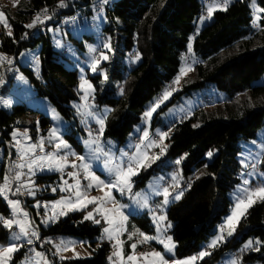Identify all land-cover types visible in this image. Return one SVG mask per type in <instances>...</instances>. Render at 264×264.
I'll list each match as a JSON object with an SVG mask.
<instances>
[{
  "label": "trees",
  "instance_id": "trees-1",
  "mask_svg": "<svg viewBox=\"0 0 264 264\" xmlns=\"http://www.w3.org/2000/svg\"><path fill=\"white\" fill-rule=\"evenodd\" d=\"M56 2L26 0L21 4L17 18L10 19L13 37L18 43L2 34L0 50L14 57L15 64H19L20 53L40 46V73L36 74L26 66H20V69L35 87L38 97L48 100L64 118L72 120L71 104L79 97V72L77 68L67 66L72 61L56 49L49 29L65 28L64 19L76 17L74 22L71 19L75 25L87 22L95 12L104 13L105 24L100 37L103 40L110 37L114 50L110 53V60L101 65L109 79L103 80V75L90 73L88 79L96 89L97 107L111 108L106 138L121 144L142 125V114L147 105L159 98L179 73L184 63L181 56L187 53L188 39L194 37L193 52L200 61L194 69V77L160 109L153 125L159 122L160 114L168 107L182 97L192 96L195 91L213 87L225 96L218 100L217 109L208 111V104H200L190 118L173 123L166 141L167 149L162 156L163 163L170 167L169 162L187 153L180 166L185 177L193 176L192 186L185 190L181 199L171 204L167 216L172 224L177 257L198 253L230 213L232 202L229 194L241 183V145L256 140L258 131L264 126V32L261 28H253L250 0H236L227 11H216L212 21L199 31V17L206 11L207 0H110L103 10L99 8L98 0H68L69 7L58 9L46 26L25 28L37 10L45 4L52 8ZM257 2L264 7V0ZM68 13L69 16L64 18ZM260 23H264V13ZM25 32L29 35L21 40ZM68 33L74 50L80 54L86 51L88 43L95 41L94 35L84 34V40H79L70 31ZM137 52L142 54L141 59L128 62V58ZM118 85L124 87L123 95H120ZM10 86L11 80L7 77L2 92ZM242 96L247 99L238 102ZM249 98L253 99L254 105L249 103ZM33 115L40 117L42 133L47 135L52 126L49 117L22 104L15 105L11 112L0 109L2 144L10 140L13 129L27 126L26 118ZM196 124L199 127H193ZM65 138L80 153L83 152V145L73 134H67ZM209 151L213 152L211 157L207 155ZM259 168L264 171V165ZM159 169H150L139 185L144 186L145 181ZM2 172L0 169L3 179ZM38 179L39 182L55 183L59 175H42ZM0 210L9 214L2 201ZM83 216V213H73L61 219L43 229L42 237L67 235L89 238L95 245L101 227L83 220ZM135 220L146 233L154 232L148 217ZM0 231L4 232V229ZM5 236L0 240L4 242ZM250 238L264 240V202L253 205L240 221L235 236L199 264H216L228 252L242 256L244 264H264V246L259 251L246 250L239 254ZM110 252V243L104 242L93 258L71 264H108Z\"/></svg>",
  "mask_w": 264,
  "mask_h": 264
},
{
  "label": "snow or ice",
  "instance_id": "snow-or-ice-1",
  "mask_svg": "<svg viewBox=\"0 0 264 264\" xmlns=\"http://www.w3.org/2000/svg\"><path fill=\"white\" fill-rule=\"evenodd\" d=\"M100 10L109 3V0H98ZM232 0H209L206 4V15L202 14L199 17L201 23L205 20H210L213 14L217 10L227 11ZM69 7L68 0H57L54 7L49 8L47 4L39 10H37L29 23L25 25L27 29H36L40 26H46V22L51 21L57 14L58 9H65ZM250 7L255 9L252 13V25L253 27H260L264 32V23H260L262 17L260 13H264V7L257 5V0H250ZM74 22L76 17L71 18ZM99 19L97 15L92 17V21L95 22ZM119 22V18H117ZM0 24L3 25L6 32L5 34L13 38V32L11 25L5 19V13L0 11ZM58 30V29H49ZM199 31V29H197ZM29 33L25 32L21 35L20 39L27 38ZM193 39L189 37L187 44V53L182 54L181 60L184 61L185 57L191 54L194 57L193 52ZM59 46V41L57 42ZM102 47L103 50H100ZM88 54L90 59L86 61L89 64L90 70L93 73L100 72L103 75V80H108L107 71H105L101 65L102 62L110 60V53L114 50L110 41V37L101 41L100 45H87ZM24 56L25 53H20ZM141 53L137 52L132 57L133 61H139L141 59ZM37 63L38 58L34 57ZM195 63V60H193ZM0 68H5L7 71H12L15 68V58L9 56L5 52H0ZM192 65H181L179 73L174 77L172 84L176 87L165 89L163 96L157 98L154 103L142 114V120L150 122L153 113L156 109L167 100L172 92L177 91L182 77H184L189 71H192ZM18 71V70H17ZM84 69L81 68V72ZM18 80H23V75L16 77ZM5 76L3 72H0V86L5 84ZM103 83V81H102ZM120 95L124 94V87L118 85ZM79 88L83 90L81 95L82 104H74L77 113L81 116V122H85L87 119L95 120L98 128L95 131L89 130V139L85 141L88 147V155L77 153L73 151L72 146L68 140L64 138V134L57 126H53L49 129V136L47 144L52 145L51 151H46L45 138L41 137L39 143H24L25 140H31V137L27 135L28 130L25 129L22 133L19 128H15L11 132L12 140L8 143L16 149V160H11L12 152L9 151L10 166L7 167L3 175V182L0 183V198L6 201L7 206L11 209L8 216L0 213V225L6 231V242L0 243V264H9L13 255L18 252L25 243L28 245L34 244L35 240L40 239L39 227L34 226L35 221L31 218L30 213L22 207V201L19 198H10V193L14 196H36L35 189L38 187L35 182L36 171L40 170H54L64 173L66 169L67 176L74 179V183H69L68 180H64L61 191L71 190L74 193V199L72 195L62 196L59 200L41 202L37 200L34 207L38 210L36 215H40L39 209L43 207L44 216L41 218V223L47 226L49 223H56L61 216H67L70 212L82 211L88 208V205H92L91 210H87L83 216V220H90L96 225H101V234L96 238L97 248L101 247L103 242L107 240L112 243L113 251L107 257L109 264H196L200 259L209 256L210 249L217 247L221 243H226L229 237H232L236 231L237 225L241 218L246 217L247 211L254 204L264 202V171H258V164L264 165V142L259 145L260 151L255 155L249 154L256 163L246 164L245 159L240 160V164L243 167H250L252 171L240 173L241 183L237 184L236 191L233 193L234 203L231 208V212L224 218V222L219 226L217 234L211 239L207 247L199 251V253L186 256L184 258H175L169 256V253H174L176 247L173 237L167 235V229L172 225L167 221V215L165 206L169 204L170 199L173 197V191H175V200L181 199L184 194V188L177 182V176L179 173H172L173 183L162 188V191L158 187L149 186L151 194L144 190L140 192H133L134 177H137L141 169L146 170L151 167V164L160 158L167 149L163 141L169 136V131H159L158 139L150 138V133L147 127L142 129V135L139 137L138 142L130 144L129 149L134 148L135 151L120 150V155L117 158L112 150V141H108L106 145L103 141L105 129L107 127L108 112L111 109L105 108L103 113L97 112L95 108V86L92 82L81 76V83ZM0 104L4 107H10L12 105L11 99L0 97ZM193 127H199L198 124ZM39 128V122H37V129ZM131 135V134H130ZM13 142H15L13 144ZM256 145V141L251 142ZM159 147V153L151 155L147 149ZM209 157L213 155L212 151L207 153ZM187 156H181L175 160V164L179 166L182 160ZM74 157V159H70ZM93 161L101 162L103 171L107 173L105 178L98 175L93 168ZM207 167V166H205ZM25 169L27 171H25ZM197 178H199L197 176ZM253 178L258 182L254 184ZM87 180L86 185H82L81 181ZM191 182L187 184V188H191ZM13 189L15 191L13 192ZM94 189L101 191L102 195L89 196L88 190ZM53 192L57 191L56 187H52ZM119 192L121 196L127 194L130 204H122L116 199L114 192ZM163 200L160 204L156 205L154 210L150 204V195H161ZM52 207L51 214H49V206ZM111 205V206H109ZM59 208L57 212L55 209ZM147 208L149 214L152 215L153 222L155 224V234H148L135 229L133 232H128V240L132 241L130 247L132 252L125 254L124 240L121 239V235L127 232L126 222L129 217L135 214L139 209ZM125 209H128L126 212ZM103 221V224H102ZM138 237V238H137ZM47 241H51V237L46 238ZM155 241L159 245L163 246V250H157L152 248L151 251L136 252L137 246L148 244ZM76 244L84 245L89 244L84 240H73L59 238V241L54 245L56 252L54 255H59L61 260L70 259L64 255L68 251H72L73 255L79 257L81 254L76 251ZM264 246V240L259 238H250L245 242L240 249L242 254L244 251H259L260 247ZM35 253V257L41 258L43 264H53L52 261L45 257L43 252L36 251L33 247L30 249ZM91 255V253H89ZM142 258V261H141ZM22 264H34L33 257L25 256V260ZM35 264H39L38 261ZM230 264H242V256H237L230 261Z\"/></svg>",
  "mask_w": 264,
  "mask_h": 264
},
{
  "label": "rangeland",
  "instance_id": "rangeland-1",
  "mask_svg": "<svg viewBox=\"0 0 264 264\" xmlns=\"http://www.w3.org/2000/svg\"><path fill=\"white\" fill-rule=\"evenodd\" d=\"M25 1L26 0H0V11L5 13V19L8 21V23L10 25H11L10 19L11 18L12 19L17 18L18 11L21 9L20 6ZM234 1H236V0H232V3ZM208 2H209V0H207V3ZM257 5H258V2H257ZM251 10H252V13L255 11V9H253L252 7H251ZM94 15H97L99 17V19L95 22L92 21V17ZM204 15H206V11L204 12ZM259 15L263 18V13H260ZM68 16H69V13L67 15H65L64 18H66ZM93 16L89 17L87 22L82 21V22H79L78 24H75V25H73V23L71 22V19H64V20H62V22H63L65 28L58 27V28H56L58 30H50L51 35H52V41H53L56 49L58 51H60L61 53L64 52L66 54V58L68 60L70 59V61H72V63H68L67 66L74 67V68L78 69L80 83H81V76H84L86 79H88V73H90L92 75H95V74L102 75V73H100V72L93 73L90 70L89 64L86 63V61H88L90 59V56L88 54L87 45L92 44V45L99 46L101 41L103 40V39H101L100 35L102 33V28L105 24L104 13L99 14V13L95 12L93 14ZM212 19H213V17H212ZM212 19L205 20L203 23H201L199 20L198 29L204 28L205 25H207V23L212 21ZM253 28L255 30L260 29V27H253ZM11 29L13 32L12 25H11ZM50 29H55V28L51 27ZM81 29H83V30H81ZM69 31L72 33V35L74 37H76L79 40H84V37H83L84 34L94 35L95 41L93 43H88L86 45V51L82 52V54H80L77 50H74L72 41L70 40V37L68 35ZM5 32H6L5 28L3 27L2 24H0V46H1V35L5 34ZM58 41H59V46L57 44ZM85 43H86V40H85ZM100 50H103L102 47L100 48ZM40 51H41L40 46L35 48V49L24 50L22 53H25V55L24 56L20 55L18 57L17 61L19 64H15V68L12 71H7L5 68H0V72L4 73L5 81L7 80V77H9V81L11 80V86L7 89L5 88L3 92H2V90L4 88V85L0 86V97L12 100V105L10 107L6 108L2 104H0V109L5 110L7 112H11L15 105L22 104V105H25L26 107H28L29 109H31L33 111H37V112L49 117L51 122H52L51 128L53 126H57L60 129V131L64 134V138H65V135H67V134H73L77 138L79 143H81L83 145V152H81V153L74 146L71 145L73 151L87 156L88 155V147L86 146L85 141L89 139L88 131L89 130L95 131L98 128V125L95 123V120H93V119H87L85 122L82 123L81 122V116L77 113L76 108L73 106L74 104H82L83 103V101L80 98L81 95H83V90H81L78 86V89H77V93L79 95L78 101L73 102L71 104V108L73 109L74 118L72 120H68V119L64 118L59 113V111L48 100L40 98L37 96L35 87L30 83L29 79L23 74V72L20 69V66L21 67L22 66L30 67L36 74H39L40 68H41L40 56H39ZM0 52H2V51L0 50ZM34 57L38 58L39 63L36 62ZM131 60H132V58L129 57L128 62ZM193 60H195V63H193ZM134 62H137V61H134ZM199 62L200 61L195 56L193 57L191 54H189L188 56L185 57L183 65L187 66L190 64V65H192L193 70L189 71L184 77H182L180 84H179V87H178V90L172 92L171 96L167 100H165L163 103L160 104V106L153 113V116H152L150 122L143 121L142 125H140L139 127H137L134 130V132L127 138L125 143L121 144L114 139L106 138L105 133H104V137L102 138L104 143L107 145L108 141L113 142L111 147H112V150L115 153L117 158L120 155L121 149H123L125 151H135L134 148L129 149L128 146L130 144H135L136 142H138L139 137L142 135V129L145 127H147L149 130L150 138L158 139V132L159 131H169V129H170V132H169V135H170L172 132V127H171L172 124L175 122H180L184 119L190 118L193 115L194 110L197 107H199L200 104H208V107L210 108V109H208V111L217 109V107L219 106V104L217 103L218 100L224 99L225 96L221 93H218L213 87H208L204 90L195 91L192 94V96L182 97L175 104L168 107V109L166 111L162 112L160 114L159 122L156 125H153V119L156 117V114L160 111V109L165 107L173 99V97L176 95V93L179 90H181V87L184 84H186V83L189 84L191 82V79H193V77H194V73H193L194 69L199 64ZM102 64H103V62H102ZM81 68L84 69L83 72H81ZM21 74L23 75L24 79L18 80L16 77L21 75ZM80 83H79V85H80ZM171 87H176V85H173L171 83L165 89H170ZM165 89L162 91V94L159 96V98H161L163 96ZM157 98L158 97H156L152 102H150L147 105L146 110L151 106L152 103H154L156 101ZM206 99L208 102H206ZM242 99L243 100L247 99V97L246 96L240 97L238 99V102H242ZM249 99H251V98H249ZM252 100L253 99H251V101H249V103H251V105H254L255 103ZM95 108H96V111L100 112V113H103L105 108L111 109L109 107L99 108V107H97L96 103H95ZM110 112H108V114H110ZM39 121H40V117L38 116L35 118V116L33 115L29 118H26L27 126L21 127V128L18 127V128L21 130V133L25 129H27L28 130L27 135L29 137H31V140H25L24 143H26V144H28V143H39L40 138L44 137L45 143H46V151H51L53 146L47 144L49 131H48L47 135H43L42 129L40 127V123H39V128L37 129V122H39ZM166 128H169V129H166ZM0 136H1V132H0ZM167 138H165V140L163 141L164 145H166ZM10 140H12V137L10 138ZM9 141L2 144V141L0 138V164L3 163V161H4L3 165L1 164L2 165L1 170L3 169L2 176L4 175L5 171L7 170V167L10 166V158L8 155L9 151L12 152L11 160H13V161L16 160V149H15V147H13L12 145H10L8 143ZM255 141L257 142L256 145H253L251 143L252 141L249 143H243L241 145L242 146V152L240 154L239 160H241L242 158L245 159L246 164H251V163L257 162L255 160H253L249 154L251 153L252 155H255L257 152L260 151L259 145L261 142H264V126L258 131L257 138ZM14 143L15 142H13V144ZM147 151L151 155H156L159 153V147H153V148L147 149ZM164 155H165V152L163 155H160V158L158 160H156L154 163L151 164V167L147 168L146 170L141 169L138 176L134 177L135 184H134L133 192H140L141 190H144V191L149 192L151 194V189L149 187L150 185L154 186V187H158L162 191L163 187L168 186V185L173 183L172 173H174V172L179 173V175L177 176L178 184L181 187H183L185 190L188 189L187 184L189 181L192 183L193 176H190L188 178L185 177L183 172H182L181 166L180 165L177 166L174 163L175 160L169 162V164H171V166L167 167L162 161ZM70 159H74V157H70ZM262 159H263V157H262ZM92 163H93V168L97 172V174L101 175L102 178H105L107 176V173L103 171L102 161L101 162L93 161ZM162 165H164V166H162ZM153 167H157L160 169L158 171H155V173L145 181L144 186H140L139 183L143 180L144 175L146 176L149 173L150 169H152ZM259 167H260V165L258 164V171H262V170H260ZM70 170H71L70 166L68 169L65 170L64 173L54 171V170H52V171H50V170H43V171L37 170L36 175L34 177L36 185L38 186L35 189V191H36L35 197L27 196V195H22V196L17 197V196L12 195V193L9 194L10 198H12V199L19 198L23 202L22 207L30 213L31 218L35 221L34 226H38L39 232H40V239L35 240V238H34V244L33 245H28L27 243H25L24 246L18 252H16L13 255V258L9 262V264H22V262L25 260L26 255L33 257L34 264L36 261H38L39 264H43V260L41 258L35 257V253L30 251V249L33 247L36 249V251L43 252L45 254V257L48 260L52 261L53 264H71V262H73V261L93 258L96 251L100 248V247L97 248V243H99L97 241V239L95 240L96 243L94 245L93 240H90L89 238L60 235L57 237H51L52 239L49 242L46 239L48 237H42V230L47 229L49 226H51L55 223H49L47 226L42 224L41 218L44 216V209H43V207H41L39 209L40 215L38 216V215H36V212L38 210L34 207V205H35L37 200H40L43 203L45 201L59 200L62 196L72 195V197L74 199V193H72L71 190H69V191H61L60 190V188L64 186L63 180L61 179V176H63L64 180H68L69 183H74V179L72 177L67 176V171H70ZM25 171H27V170L25 169ZM242 171L250 172V171H252V169L250 167H243L241 169V172ZM53 174L59 175V179L55 183L39 182L38 176L53 175ZM253 181H254V184L258 182L255 178H253ZM2 182H3V179L0 176V183H2ZM81 183H82V185H86L88 183V181L82 180ZM52 187H56L57 191L53 192L51 190ZM185 190H184V192H185ZM14 191H15V189H13V192ZM235 191H236V188L229 194V198L232 202V206L234 203L233 193ZM88 195L89 196L102 195V192L96 191L94 189H89ZM114 195L116 196V199L119 200L120 203H122V204H130L131 203L127 194L121 196V194L117 191V192H114ZM49 196H52L53 198H50ZM174 196H175V191H173V197L170 199L169 204L165 206L166 215H167V211H168L169 207L171 206V204L173 202L177 201L174 199ZM162 200H163L162 194L161 195H150L149 204L154 210L158 211V209H156V205L160 204ZM0 201H2V203H4L6 205V207L9 210V214H10L11 209L7 206L6 201H4L2 198H0ZM257 203H259V201ZM109 206H111V205H109ZM232 206H231V208H232ZM52 207L53 206H51V205L49 206V214H51ZM92 207H93L92 205H88V208L86 210L70 212V213H68L67 216L59 217L58 222L61 219H65L66 217H68L69 215H71L73 213H83V215H84L85 212L87 210H91ZM55 210L58 212L60 209L56 208ZM125 211L127 212L128 209H125ZM230 212H231V209H230ZM0 213H2L5 216L9 215V214L6 215V213L4 211H1V210H0ZM142 217H148L151 221L153 228H154V232L148 233V234H152V235L155 234V224L153 222L152 215L149 214V211L147 208L139 209L135 214H133L132 216L129 217L128 221L126 222L127 232H125L121 235V239L124 240V242H125L124 243L125 254H130L132 252V249L130 247V244L132 241L128 240V232H133L135 229H139L140 231L146 233V231H144L142 229V227L138 224V222L135 220V218H142ZM241 220H242V218H241ZM88 221H90V220H88ZM167 221H169L168 216H167ZM58 222H56V223H58ZM90 222H92V221H90ZM223 222H224V219L217 226L216 234L218 232L219 226ZM239 223H238V225H239ZM102 224H103V221H102ZM238 225H237V227H238ZM97 226L101 227V225H97ZM0 229H3L2 225H0ZM6 231L7 230H5V229H4V232L0 231V237H2L4 234H6ZM171 231H172V227L168 228L167 229V235L172 236ZM235 233H236V231H235ZM235 233L233 236H235ZM214 236H212L208 241H206L204 244H202L200 251L207 247L208 243L211 241V239ZM60 237H63L66 240L67 239H73V240H77V241H80V240L88 241L91 246L89 247V244H84V245L76 244V246H75L76 251L79 252L81 255L79 257H76L73 255L72 251H68V252L64 253V255L67 257H70V259L61 260L59 255H54V253L56 252V248L54 245L59 241ZM232 237H229L227 240L231 239ZM4 242H6V240ZM4 242H3V240H0V243H4ZM104 242H108V241L105 240ZM108 243H110V242H108ZM112 243H114V241ZM112 243H110V245H111L110 254L113 251ZM222 244H224V243L219 244L217 247H219ZM217 247L210 249L209 251L212 253L213 250H215ZM152 248H156L157 250H163L162 245H159L155 241H152L148 244H143V245L138 244L136 252L139 253V252H143V251H151ZM89 253H91V255H89ZM239 254H240V250H239ZM168 255L169 256L174 255L175 258H179L176 255V247L174 249V253H169ZM209 256H206L203 259L198 260L196 262V264H199L201 261H203L205 258H207ZM235 257H237V254L235 252H228L216 264H230V261ZM141 261H142V258H141ZM108 264H109V261H108ZM242 264H244V263L242 262Z\"/></svg>",
  "mask_w": 264,
  "mask_h": 264
},
{
  "label": "built area",
  "instance_id": "built-area-1",
  "mask_svg": "<svg viewBox=\"0 0 264 264\" xmlns=\"http://www.w3.org/2000/svg\"><path fill=\"white\" fill-rule=\"evenodd\" d=\"M99 8H100V6H99ZM1 167H2V165L0 164V169H1Z\"/></svg>",
  "mask_w": 264,
  "mask_h": 264
},
{
  "label": "crops",
  "instance_id": "crops-1",
  "mask_svg": "<svg viewBox=\"0 0 264 264\" xmlns=\"http://www.w3.org/2000/svg\"><path fill=\"white\" fill-rule=\"evenodd\" d=\"M184 64V63H183Z\"/></svg>",
  "mask_w": 264,
  "mask_h": 264
}]
</instances>
